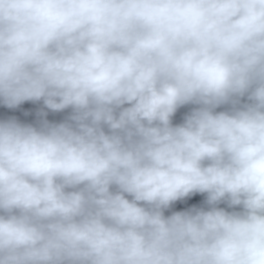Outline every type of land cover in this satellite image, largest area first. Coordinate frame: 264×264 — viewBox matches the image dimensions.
<instances>
[{"label":"clouds","instance_id":"clouds-1","mask_svg":"<svg viewBox=\"0 0 264 264\" xmlns=\"http://www.w3.org/2000/svg\"><path fill=\"white\" fill-rule=\"evenodd\" d=\"M40 101L0 120V264H264V0H0V104Z\"/></svg>","mask_w":264,"mask_h":264},{"label":"water","instance_id":"water-1","mask_svg":"<svg viewBox=\"0 0 264 264\" xmlns=\"http://www.w3.org/2000/svg\"><path fill=\"white\" fill-rule=\"evenodd\" d=\"M242 102H247L246 97ZM194 105H185L179 108L176 114L172 117L173 125H178L183 123L184 118L187 114L190 113ZM227 106H222L217 108L216 111H224ZM43 110L47 113L45 117H41L38 115V112ZM71 109H66L62 112H52L43 106V102H25L21 104L19 107L14 109H9L4 105L0 104V120H7L10 118H15L21 123L24 124H33L36 125L41 119H47L49 122L60 123L63 122L70 114ZM129 199L131 197H128ZM206 194H195L191 197L185 198L184 200H180L175 202L169 209L165 210V215H170L175 211H184L192 206L203 207L205 210H208L210 206L205 203ZM220 208H224L226 211H241L242 208L240 206H236L233 208L228 207L226 203H221L218 205Z\"/></svg>","mask_w":264,"mask_h":264}]
</instances>
